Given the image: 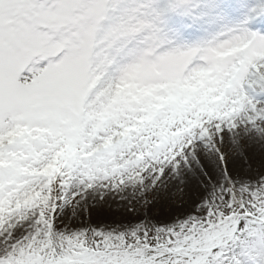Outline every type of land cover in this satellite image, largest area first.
<instances>
[{"label":"snow or ice","instance_id":"1","mask_svg":"<svg viewBox=\"0 0 264 264\" xmlns=\"http://www.w3.org/2000/svg\"><path fill=\"white\" fill-rule=\"evenodd\" d=\"M0 264H264V0H0Z\"/></svg>","mask_w":264,"mask_h":264},{"label":"bare ground","instance_id":"2","mask_svg":"<svg viewBox=\"0 0 264 264\" xmlns=\"http://www.w3.org/2000/svg\"><path fill=\"white\" fill-rule=\"evenodd\" d=\"M191 31H192V30H189V33H190V34H191ZM201 195H207V193H202ZM112 207H113V208H115V207H116V205H115V204H113V205H112Z\"/></svg>","mask_w":264,"mask_h":264}]
</instances>
